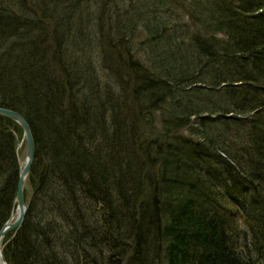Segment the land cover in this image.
I'll return each mask as SVG.
<instances>
[{"label":"trees","instance_id":"trees-1","mask_svg":"<svg viewBox=\"0 0 264 264\" xmlns=\"http://www.w3.org/2000/svg\"><path fill=\"white\" fill-rule=\"evenodd\" d=\"M0 108L6 264H264V0H0Z\"/></svg>","mask_w":264,"mask_h":264},{"label":"water","instance_id":"water-1","mask_svg":"<svg viewBox=\"0 0 264 264\" xmlns=\"http://www.w3.org/2000/svg\"><path fill=\"white\" fill-rule=\"evenodd\" d=\"M0 116L4 117L17 126H19L22 137L25 141V154L22 162L19 164L18 177L15 185V194L13 199L14 210L10 213L8 219L0 227V242L9 233L15 232V230L21 224V221L27 210V203L24 201V182L28 171L31 167L34 157V144L31 136V132L23 118L11 110L0 108ZM15 212V215L13 213ZM0 264H6L3 258L0 247Z\"/></svg>","mask_w":264,"mask_h":264},{"label":"rangeland","instance_id":"rangeland-1","mask_svg":"<svg viewBox=\"0 0 264 264\" xmlns=\"http://www.w3.org/2000/svg\"><path fill=\"white\" fill-rule=\"evenodd\" d=\"M18 160L19 162H22L24 154H25V145L24 143L21 144V146L18 147Z\"/></svg>","mask_w":264,"mask_h":264},{"label":"bare ground","instance_id":"bare-ground-1","mask_svg":"<svg viewBox=\"0 0 264 264\" xmlns=\"http://www.w3.org/2000/svg\"><path fill=\"white\" fill-rule=\"evenodd\" d=\"M13 215H15V212L13 213Z\"/></svg>","mask_w":264,"mask_h":264}]
</instances>
